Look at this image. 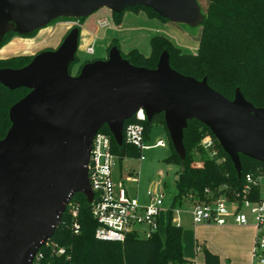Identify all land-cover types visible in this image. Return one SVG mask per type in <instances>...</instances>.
I'll return each instance as SVG.
<instances>
[{
  "label": "water",
  "instance_id": "obj_1",
  "mask_svg": "<svg viewBox=\"0 0 264 264\" xmlns=\"http://www.w3.org/2000/svg\"><path fill=\"white\" fill-rule=\"evenodd\" d=\"M131 6L180 24L203 20L197 0H0V41L9 31L28 34L60 17L85 18L101 7L119 13ZM78 34L75 26L57 48L36 53L20 68H0V84L29 90L9 107L10 126L0 139V264H31L71 198L82 193L91 201L86 164L93 135L106 125L121 145L125 121L139 110L148 120L163 114L180 158L183 130L198 120L238 174L240 155L264 163V107L247 101L238 88L228 99L205 77L172 69L166 51L147 68L122 58L116 46L72 75Z\"/></svg>",
  "mask_w": 264,
  "mask_h": 264
},
{
  "label": "trees",
  "instance_id": "obj_2",
  "mask_svg": "<svg viewBox=\"0 0 264 264\" xmlns=\"http://www.w3.org/2000/svg\"><path fill=\"white\" fill-rule=\"evenodd\" d=\"M126 10H144L148 17L166 20L148 7L131 6L119 13L111 12L115 24L121 22ZM202 14L199 42L194 53L182 51L171 39L161 34L151 36L148 55L136 48L121 51L115 38L107 50L116 46L122 58L134 66L147 68H154L160 54L166 51L170 67L175 71L199 80L205 77L211 88L228 99H233L235 89L238 88L247 101L256 107H264V0H209ZM35 32L21 35L29 36ZM14 34L18 33L7 32L0 41V47ZM35 54H15L0 58V68H20ZM90 61L93 60L83 61L74 70L79 62L75 54L68 68L69 73L78 74L81 66ZM28 91L23 87L8 89L0 84V139L10 126L9 107ZM130 122L142 124L146 143L153 125H161L166 131L170 153L165 161L169 165L178 166L172 207H184L196 202L208 203L219 196L240 202L245 196L246 174L257 178L264 167V163L240 155L241 172L238 174L214 135L198 120L188 121L183 130V158L175 152L169 140L162 113L143 121L132 117L124 125ZM101 131L110 136L112 151L117 155L118 162L125 157H139L141 154L125 142L117 145L106 125ZM206 136L212 139V145L207 148L202 143ZM247 197L252 201L263 197L259 184L250 185ZM70 205L79 207L75 219L69 212ZM70 205L66 206L58 227L47 240L48 245L39 248L43 255L39 264H193L183 255L182 227L171 223V212L162 234L156 231L149 238L128 234L123 242L103 241L94 236L97 223L84 194L76 193ZM74 221L79 225L78 233L74 232ZM53 245L63 248L64 253H54ZM201 252L203 260L197 264H220L217 254L205 247Z\"/></svg>",
  "mask_w": 264,
  "mask_h": 264
},
{
  "label": "built area",
  "instance_id": "obj_3",
  "mask_svg": "<svg viewBox=\"0 0 264 264\" xmlns=\"http://www.w3.org/2000/svg\"><path fill=\"white\" fill-rule=\"evenodd\" d=\"M99 26L109 25L106 17L97 20ZM88 54H93V45L86 47ZM143 121L146 119L142 110L137 111L134 116ZM135 147L141 154L139 160L145 159L144 151L150 147L163 146L164 142L158 139L155 144L148 145L143 138V126L140 122H130L124 125L122 132V143ZM204 147L212 145L210 136L202 141ZM118 162L117 155L112 151L110 136L101 131H96L91 140L89 157L86 164L87 177L92 190L90 202L91 215L97 223L94 236L98 240L123 242L128 234H136L141 238H149L154 232L159 231L163 217L165 225L170 221L177 227H181V215H190L194 225L201 223L216 224L219 226L227 224L252 225L256 229L252 257L256 262L252 264H264V196L257 201L250 200V185L259 184L260 177L264 175V167L261 175L253 178L246 174L244 186V197L238 202L228 200L219 196L211 202H196L184 207H172L171 203L165 206L164 182L158 180L146 190L144 200L132 195L124 183L114 175V168ZM120 176V175H119ZM120 178V177H119ZM131 180H136L131 177ZM70 205V202L67 204ZM78 205H70L69 212L75 219L78 214ZM74 232L78 233L79 225L74 221ZM43 245H48L46 241ZM52 251L57 254L64 253L63 248L53 245ZM42 252L37 250L31 260V264H39ZM194 264V263H193Z\"/></svg>",
  "mask_w": 264,
  "mask_h": 264
},
{
  "label": "rangeland",
  "instance_id": "obj_4",
  "mask_svg": "<svg viewBox=\"0 0 264 264\" xmlns=\"http://www.w3.org/2000/svg\"><path fill=\"white\" fill-rule=\"evenodd\" d=\"M208 1L209 0H197L201 13L205 12ZM124 13H129L134 16L139 14L140 18L143 17L154 18L158 22H161L160 24H164L162 25L163 28H160V30L158 31H160L161 34H164L166 36L170 35V33L167 32L165 28H168L166 26H170L173 31H175L177 34L183 37L184 40L186 41V43H182V45H180L182 51L184 52H188L190 50L189 45H193V44L196 46L198 45L199 36L201 32L200 24H196V25L180 24V23L162 20L158 17H148L144 10H138V11L126 10ZM102 17H106L108 19L109 25L99 26L97 24V20ZM69 19L76 20L75 18H69ZM69 19L57 18L51 21L46 26L37 29L34 34L29 36L14 34L4 45L8 44L12 40V43L6 46L16 47L14 49L29 48L30 50L31 49L30 47H32L29 46L31 40L35 44L39 43L40 45L39 49L45 48L46 50H53L57 48V46L60 44L62 38L66 34V31L71 28L70 25L63 24V21ZM78 21L80 22L79 29L80 32L82 33L79 38V43L76 50V56L79 59V61L82 62L84 60H90V59L93 60L98 57L106 58L109 51L107 50V48L109 46L108 41L110 42V31H112L113 29H117L120 26V23L119 24L114 23L112 19L111 11L106 7H101L98 10L91 13L90 15H88L87 17ZM125 24L126 26L129 27L134 26L137 27L136 29H141L140 31H133V32L127 31L126 33H124V39L128 40L129 45H131V43L137 45L140 51H142L144 54H147L149 51V38L147 36L155 35L158 33H156L152 27L150 28V24L143 22L142 20L140 21L127 20ZM85 30L87 32H90L91 39L90 40L88 39L87 42H85L84 41L85 39L83 38L84 36L83 34L84 32H86ZM105 31H107L106 40L101 41L100 38H102V35L104 34ZM143 34L145 35V39L143 38ZM94 36H96V38L99 39L95 43H93ZM136 37H140L137 38V44L133 43ZM92 43H93L94 53L88 54L85 51V48L87 47V45H92ZM124 49L125 48H121V51H125ZM17 51L19 52L22 50H15L14 53ZM195 51L196 50H194V52ZM158 139H161L164 142L163 146L150 147L149 149L145 150L143 152L145 159L142 161H140L138 157L123 158L121 162L116 163V166L114 168L115 171L114 175L117 179L121 180L124 183L125 187L132 195L138 196L140 200H144L146 198L145 196L146 190L149 187H151L154 182L158 180L164 182V192H165L164 204L165 206H168L170 205L173 195L175 194L174 181L177 177L178 166L169 165L168 163H166L165 158L170 153L169 145L167 143V134L165 129L161 125L156 124L153 125L150 130L147 144L153 145ZM131 177H135L136 180L134 181L131 180L130 179ZM259 187H260L261 195H264V175L260 177ZM163 226L164 225L161 223L159 228L161 234L163 232ZM184 227L185 226L183 225V228ZM195 249L198 250L199 247ZM197 254L200 255L201 252L199 251ZM256 260H257L256 258L252 257L250 263L256 262ZM224 264H227L226 260Z\"/></svg>",
  "mask_w": 264,
  "mask_h": 264
},
{
  "label": "crops",
  "instance_id": "obj_5",
  "mask_svg": "<svg viewBox=\"0 0 264 264\" xmlns=\"http://www.w3.org/2000/svg\"><path fill=\"white\" fill-rule=\"evenodd\" d=\"M84 20H83V22H84ZM127 20L128 21H132V20L140 21V20H142L143 22L150 24V28L152 27L155 30V32L158 34H161V32L158 30H160V28H163L162 25H164V24H160L161 22H158L154 18H146V17L140 18L139 14L134 16V15H131L129 13H124L122 16V20L120 22V26L117 29H113L112 31H110V42L112 41V39L115 38L118 41L120 50H121V48H125L124 49L125 51H123V52H127L128 50H130L132 48H136L139 50V47L137 45H134L132 43H131V45H129L128 40L124 39V33H126L127 31L133 32V31H140L141 30V29H136L137 27H134V26H132V27L126 26L125 23L127 22ZM63 24L70 25L71 28L77 26L79 29L80 22L77 19L76 20L69 19V20L63 21ZM166 27H168V28H165V27L164 28L167 30V32L170 33V35H168L167 37L169 39H171L176 46L181 48L180 45H182V43H186L184 38L181 37L179 34H177L175 31H173L170 26H166ZM70 29H68L66 31V34ZM106 33H107V31H105L104 34L102 35V38H100L101 41L106 40V37H107ZM81 34L82 33L80 32V29H79L78 43H79V38H80ZM83 35H84L83 38L85 39L84 40L85 42H87L88 39L89 40L91 39L90 38V32L86 31V32H84ZM161 35H164V34H161ZM151 36H153V35L147 36L149 38V40H150ZM171 36H174V37H171ZM63 38H62V40H63ZM137 38H140V37H136L134 39L133 43L137 44ZM143 38L145 39L144 34H143ZM98 40L99 39L96 38V36H94L93 43L97 42ZM24 41H26V40H24ZM30 42L31 43L29 46H32V47H30L31 48L30 50H29V48L28 49H22V48L14 49L16 47L6 46V45L12 43V40H11L8 44L0 47V58H5V57L15 55V54H30V55H32V54H35L38 50H42V49H39V47H40L39 43L35 44L31 40H30ZM110 42L108 41L109 44H110ZM93 43H92V45H93ZM87 46H89V45H87ZM189 46H190V50L188 51V53H194V50L197 49L198 45L196 46L193 44V45H189ZM15 50H22V51H19V52L17 51L14 53ZM85 51H86V48H85ZM140 52L143 53L142 51H140ZM149 52H150V46H149L148 53L147 54L143 53V54L148 55ZM103 58L104 57H98V58H95L93 60L103 59ZM90 60H92V59H90ZM82 62L79 61L74 66V70H76V68ZM262 196H264V195H262ZM185 216H186V219H185ZM164 218H165V216L163 217L162 222H161L164 225L163 228L165 227V223L163 222ZM181 219H182L181 227H182L183 255L187 260L191 261L194 264L202 262L203 256H202L201 249L203 247H205L209 251H211V252H213L219 256L220 264H224L225 260H226L227 264H247V263L252 264V263H250V261L252 258V249L254 247V241H255V235H256V229L254 228V226H252V225H235V224H227V225L219 226V225L210 224V223H201V224L194 225L191 221L190 215L187 213H183L181 215ZM183 225L185 226L184 228H183ZM197 247H199L198 250L195 249ZM199 251L201 252L200 255L197 254Z\"/></svg>",
  "mask_w": 264,
  "mask_h": 264
}]
</instances>
